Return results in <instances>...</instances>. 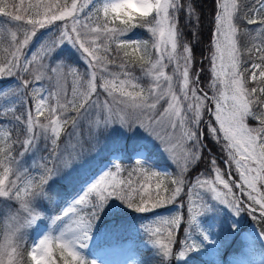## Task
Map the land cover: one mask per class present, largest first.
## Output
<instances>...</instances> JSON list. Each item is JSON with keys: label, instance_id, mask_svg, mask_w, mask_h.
<instances>
[{"label": "snow or ice", "instance_id": "obj_1", "mask_svg": "<svg viewBox=\"0 0 264 264\" xmlns=\"http://www.w3.org/2000/svg\"><path fill=\"white\" fill-rule=\"evenodd\" d=\"M21 2L23 3V0ZM100 2L101 0H89L94 7ZM87 6L78 4L77 0H71L70 5L60 4L59 0L55 3H43L40 0L29 5L28 9H23L25 13L35 9L36 16H41L42 9L43 18L27 19L26 23L31 29H24L23 39H18L16 32L11 33V47L14 50L10 52V59L0 63V78L28 71L32 64H39L41 69H47L51 65V72L58 88L57 91L48 94L39 83L42 74L35 77L26 123L23 115H15L14 100L8 107L0 106L2 108L0 116H6L9 112L14 116L18 133L17 140L13 141L10 131L0 132L3 141V145L0 146V168L3 169L0 173V198H7L6 201H0V204L11 213L12 209L7 201L14 198L19 201L20 209L30 217L26 221L27 226L39 227L46 218L51 219L53 223L71 218L58 234L46 233L33 241L27 253L30 264H56L53 258L54 249L59 251L63 264H96L95 260L89 261L84 250L88 247L93 229L97 221H101L102 216L121 217L123 210L120 205L139 213H150L169 204L175 205L184 190V173L191 164H198L203 158L204 143L200 125L203 110L209 100L215 105V109L209 107L208 111L218 127L210 122L207 125L208 133L218 143L224 142V150L229 156L228 164L229 166L235 164L240 183L224 179L216 159L213 158L208 163L215 172V179L197 178L194 181L200 188H209L212 193L211 199L205 198L197 204L192 198L193 189H188L187 227H184L182 215L156 217L155 221L143 224L142 229L149 234V243L156 250L158 264H176L182 260L186 262V258L191 259V253L202 247L200 241L211 243L209 233L200 221L201 217L216 211L218 206H224L234 216H239L245 210L239 198L233 193L232 184L241 189L252 202L247 211L254 214L255 206L258 205L260 218L264 220V192L257 187L258 182L264 183V55L260 56L261 63L253 62L251 67L246 69L252 72L250 78L253 81L258 80V86L249 90L243 74L239 71L241 59L237 46V28L233 23L238 11L248 8V5L237 4L236 0H231V3L229 0H216L215 32L211 42L213 51L210 55L212 96L207 92L203 95L198 94L200 90L195 85L200 82L199 72L194 73L195 80L191 79L195 63L194 46L184 41L183 52L178 54L184 38L178 14L187 9L188 24H192L193 17L196 24H199L200 16L196 14L192 0H188L187 4L182 3V0H103L97 12L102 11L104 22L102 25L98 23L96 27L87 23L91 17H85V23H80L79 14ZM14 7L18 12L22 10L20 6ZM0 13L9 16L13 21L24 20L23 15H12L4 7H0ZM261 13H264V0H258V3L253 5L252 18L247 19V24H256L257 20L264 24V17L259 15ZM150 16L152 20L148 19ZM69 18L73 22L71 31L67 29L66 24L65 30L57 39L42 43L36 51H32V47H35L39 40L37 37L39 29H45L55 21H67ZM117 23L124 27H109V24ZM145 25L148 26V31L152 33L155 41L153 48L158 57L156 60H153L152 52L146 43L132 38L133 30L137 26ZM196 35L197 33L193 34L194 39ZM101 36L105 37L103 44L98 43ZM110 42L116 43L118 54L121 49L131 48V55L139 61L138 64L133 61V64L141 68L142 74L151 78L150 86L144 88L131 71L125 70L128 65L122 61L119 67L124 79H119L121 73H110L112 79L101 77L103 83L99 87L111 97V105L107 102L100 104L98 100L92 99L94 95L98 96L96 67L107 59L99 53L101 49L107 53ZM67 43H71L75 48V54H79V57L86 61L89 71L83 75L88 79H82L77 67L79 62L72 60L71 54L64 55L62 46ZM161 45L164 46L163 50ZM169 47L171 51H168ZM28 53H31L30 57ZM256 53H264V47H257ZM165 54L169 63L175 62L173 76L163 71ZM129 55V52H124L125 57ZM252 55L250 49L249 56ZM44 60H48L49 63L44 64ZM64 68H67V71H64ZM256 70H259V79ZM70 77L73 85L71 99L66 95H60L63 90L61 81H67ZM174 77L179 81V94L174 91ZM165 82L167 87L162 88L161 85ZM32 83L25 80L23 87L28 88ZM116 93L119 95H115ZM165 96L168 97V106L164 108L163 113L157 115V105ZM185 104L186 107H182ZM113 105L123 107L114 112ZM93 109L97 111L98 118L90 121L89 127L94 126L96 131L110 129L108 136L111 137V143L107 145V151L111 156V162L90 182L88 173L92 161H84L78 167H72L71 163L65 161L63 171L55 164L51 168L48 167L49 159H56L55 154L60 150L58 141L63 128L68 124L67 113L70 111L76 113L71 117L72 126L75 128L81 119H87L90 110ZM40 117H44L47 123H41ZM248 118L257 120L258 127H249L246 123ZM169 126L172 129L179 126L183 130L181 142L190 145L180 154L176 151L177 143H173L175 133L167 131ZM141 129L148 133L147 136L152 140H159L165 144V150L169 152L177 166L178 175L170 180L174 186L170 192L165 179L169 175L167 170L152 171L153 166L148 163L151 159V148L144 142V138L136 135L137 130ZM20 133L25 136L22 141L19 140ZM41 136L46 141L50 140L52 148L49 151L52 155L40 157L42 163L39 176L28 177L23 188L17 186L19 176L9 181L11 187L6 185L9 174L14 171L13 165L18 173L23 158L35 151ZM17 143H20L22 148L20 159L13 153ZM45 147L47 149V144ZM75 148L76 145L69 140L63 150H71L69 155H74ZM129 152L132 155H129ZM124 160L135 161V166L128 172L127 179L122 178ZM134 175L143 177V180L134 181L132 179ZM152 181H155V195L151 191ZM60 185H65V188L61 189ZM216 185H221L226 191ZM68 188L75 190L76 195L70 201H66L61 207L60 214L47 217V209L43 208V202L49 201L59 206ZM117 201L119 203H116ZM184 206V203L179 205L180 208ZM253 218H256L255 215ZM153 223L159 226L153 228ZM182 227L184 236L180 239L176 232ZM221 227L224 225L221 224ZM232 227L235 228V225ZM260 239H264V232L260 234ZM22 247L15 232L5 235L0 241V264H21L19 257Z\"/></svg>", "mask_w": 264, "mask_h": 264}, {"label": "rangeland", "instance_id": "obj_2", "mask_svg": "<svg viewBox=\"0 0 264 264\" xmlns=\"http://www.w3.org/2000/svg\"><path fill=\"white\" fill-rule=\"evenodd\" d=\"M187 0H184L186 2ZM256 5L258 0H251ZM40 2V0H0V7H4L6 11L11 13L12 15H23L24 20L22 21H13L9 16H5L3 13H0V63L5 62L7 59H10V52L14 49L11 47L12 45V38L11 33L16 32L18 39H23L24 36V29H31L30 25H27L26 21L29 18L32 19H42V9H41V16H36L35 9L29 10L27 13L23 11V9H28L29 5L36 4ZM43 3H55L57 0H42ZM103 0L100 3H97L95 7L93 4L89 3V0H77L78 4H87L88 6L83 9V11L79 14L80 23H85V17H91L87 21L92 27H96L99 23L100 25L104 22V17L101 12H97L98 8H101ZM215 8H216V0ZM237 2V0H236ZM60 4H71V0H59ZM231 3V0H229ZM14 6H20L21 11H16ZM187 11V9H186ZM185 13L187 14V12ZM261 17H264V13L259 14ZM149 20H152V17H148ZM240 21V20H239ZM237 17H234L233 23L237 28V23L239 22ZM213 28L211 31V48H212V39L213 34L215 32L214 26V18H213ZM72 20L69 18L67 21H55L54 24L48 25L45 29H39L37 32V37L39 40L36 42L35 47H32V51H36L39 48L40 44L42 43H49L50 40L57 39L61 32L65 30V26L67 24V29L71 31L72 27ZM20 26V27H18ZM109 27H124L123 25L116 24L112 25L109 24ZM134 35L132 36L133 39L139 40L143 43H146L148 46L149 51L152 52L153 60L158 59L155 49L153 48L154 38L152 33L148 31V26L145 25L144 27L137 26L134 30ZM262 32L264 36V24L259 26L257 29L254 30L255 37L259 38L260 33ZM74 35V34H73ZM238 35V30H237ZM124 38V37H121ZM105 42V37L101 36L98 40V43L103 44ZM237 46L238 45V37H237ZM109 51L107 53L103 52V49L100 51V55L106 56L107 59L102 61L96 67L97 78V93L98 96H93V100H98L100 104L108 103L112 104L111 97L108 96L106 92L103 91L102 88L99 87L103 80L101 77H105L107 79H112V76L109 75L110 73H121V69L119 65L123 61L128 67L125 69L126 71H131L133 76L138 78V83L141 84L144 88H148L151 84V78L142 74L141 68L136 66L139 61L136 60L134 55H131L132 49H121L119 54L117 53V45L114 42H110L108 44ZM163 45H161V49L163 50ZM259 47H264V41L260 43ZM64 55H72V60L79 62L77 67L79 68V73L83 80L88 79L87 76L83 74L89 71L86 61L83 60L82 57H79V54H75V48L72 46L71 43H67L62 46ZM127 51L130 53L128 57L124 56V52ZM168 51H171L170 47ZM213 48L211 50V53ZM183 50L178 49V54L182 53ZM210 53V55H211ZM255 56L253 57V62L261 63L260 56L264 55V53H256L254 51ZM29 57L31 53H28ZM209 55V64H205V76L203 79H200L198 85H195L200 91L199 95H203L204 92H207L209 96L213 95V88H212V73L210 71L211 68V60ZM133 61H136V64H133ZM70 62H72L70 60ZM183 63V61H180ZM203 60H198L196 64L194 63L192 67V75L191 79L195 80L194 73L199 72L200 76L202 73L201 71V64ZM252 62V63H253ZM44 64H48V60L43 61ZM55 63V62H53ZM164 68L163 71L169 75L173 76V71L175 68V62L169 63L167 60V54H165L164 59ZM251 63V64H252ZM250 66L247 68L249 69ZM105 67L107 71H105ZM64 71H67V68H64ZM239 71L243 74L246 80V87L250 90L253 87L258 86V80L253 81L250 77L252 76L251 71H242L241 65ZM42 74V78L40 80V85L46 91V93L50 94L58 90L56 79L51 72V65L47 69H41L39 64H32L29 66L28 71L19 72L17 75L0 78V106L8 107L12 104L13 100L15 102V115L20 116L23 115L26 117L29 107L31 106V90L34 86L35 77L37 75ZM257 78L259 79V70H256ZM119 79H124L123 74L121 73ZM25 80L32 81V84H29L28 88L23 87V82ZM119 80H117V84ZM173 83L175 85L174 91L179 94V81L174 77ZM63 84V90L60 92L61 96H67L71 99L72 94V78H68L67 81H61ZM162 88H166V82L161 85ZM219 87V85H217ZM115 95H119L116 93ZM182 99V97H181ZM54 103V101H53ZM207 107L203 110L202 113V121L200 125L201 132L203 133V143H204V152L209 156L205 157L203 154V158L198 162V164H191L188 167V170L184 173L183 179L184 183V190L181 193V198H178L175 205L169 204L165 208H160L155 210L154 212L150 213H139L135 212L132 209L126 208L123 205H120L122 208V215L125 213L126 217V226L119 229H114L110 233L104 232L101 230L98 232V226L101 221L109 217H103L101 221H97L96 226L93 229L92 239L89 242L88 247L84 250V254L87 253L86 250H90L94 247L93 254L88 257L89 261L95 260L96 264H158L156 250L153 246L149 243L150 236L146 234L142 229V225L149 224L150 221H155L156 217H171L173 215H182L184 218V227H187L186 221L188 217L187 211V201H188V189L192 188V198L197 202V204L201 203L203 199H211L212 193L210 192L209 188H200L199 185L195 184L194 181L197 178L201 180H214L215 179V172L212 171L211 165L208 163L211 159L215 158L217 161V166L221 170V174L224 176V179L235 181L236 183H240V176L236 170L235 164L229 166L228 160L229 156L228 153L224 150V142H217L212 136L208 133L207 125L211 122L215 125V119L213 116L210 115L208 108L215 109V105L212 103L211 100L206 102ZM168 106V97L165 96L164 99L160 100L157 105V115L164 112V108ZM123 107L122 105H113V111L116 112L119 108ZM182 107H186V104ZM2 111V108H0ZM35 115V113H33ZM47 115V112H45ZM75 112H68V124L63 128L61 135L59 137V148L60 150L55 154L56 159H49L47 162L48 167H53L55 164L56 166L60 167L61 170H64V162L71 163L72 167H78L79 164L83 163L84 161H92L90 171L98 165L97 170L94 171L92 174L89 175L88 180L90 182L91 179H94L95 176H98L101 171L104 170L107 164L111 162V156L107 151V145L111 143V137L108 136V130L101 129L96 131L95 127H89L90 121H95L98 118V113L95 109L90 110V113L87 116V119H81L77 126L74 128L72 126L71 117L75 116ZM190 115V114H189ZM0 118V132L2 131H10L11 132V139L13 141L17 140V124L15 122L14 116L9 112L6 116H1ZM41 123H47L44 117H40ZM166 119V118H165ZM10 121L11 123H7ZM7 123V127L5 126ZM246 123L249 127L255 128L258 127V121L252 118H248ZM179 122L177 121V125ZM23 127V125H19ZM118 127L119 125H115ZM218 127V125H215ZM168 132H174L175 138L173 143H177V153L180 154L184 148L190 147L189 144L181 142L180 138L183 134V130L177 126L175 129H172L170 126L167 127ZM131 135V134H129ZM136 135L138 137L144 138V142L149 145L151 148V159L148 161L149 164L153 166L152 171H163L167 170L168 177L165 179L167 180V186L169 188V192L174 187L171 185L170 180L172 177L178 175V169L175 163H173L169 152L165 150V144H162L159 140H152L148 137V133H144L143 129L137 130ZM25 138L23 133L19 134V140L22 141ZM71 140V143L76 145L74 155H69V151H65L64 146L66 142ZM47 144V149L45 145ZM209 144L216 146L223 152V156L225 158L214 154L210 148L207 146ZM3 145L2 136H0V146ZM52 148L51 142L46 141L43 136L39 139L38 146L36 147L34 152H30L27 154L20 165V170L17 173L15 171V165H13L14 171L13 173L9 174V180L6 181V185L11 187L9 184L10 180L17 179V186L19 188H23L26 186V182L28 177L36 176L38 177L41 172V160L40 157H51L50 149ZM22 148L20 143H17L13 149L14 156L17 159H20V152ZM99 153V155H98ZM129 155H132L131 152ZM135 166L134 160H124L122 162V167L124 171L122 172V178H128V172L132 171L133 167ZM27 169V172H25ZM115 169H113L114 171ZM3 172V169L0 168V173ZM89 174V173H88ZM134 181H141L143 177L134 175L132 177ZM152 184V194L155 195V181L151 182ZM63 186V185H62ZM219 189H222L221 185H216ZM233 189V193L239 198L241 201L244 211L241 212L239 216H234L227 208L224 206H218L217 210L210 213L209 215H205L201 217V225L205 228V230L209 233L211 243L200 241L202 247L196 251L191 253V259L186 258V262L184 260L176 262V264H187L191 260L196 258H203V260L207 261L209 264H264V239H260V234L263 232L261 230L260 221L263 222L260 218V211L256 209L254 214L249 213L247 209L252 206V202L248 200L247 195L241 192V189L236 188L235 184L231 185ZM257 187L264 192V183L258 182ZM226 191V190H223ZM168 193H166L167 195ZM14 195V194H13ZM76 195V192L69 196L66 201H70L73 196ZM22 198L23 194H22ZM7 198H0V201H6ZM66 201L62 204L57 205L52 204L49 201L43 202V208L47 209L46 216L47 217H54L55 215L60 214L61 207H63ZM8 205H10L12 212H7L6 209L3 208V205L0 204V241H2L5 235H11L13 232L16 234V238L19 239L20 244L23 245V242L26 241L27 250L25 251V256L28 258V251L31 249L34 240H38L43 234L50 233L52 235H56L59 231L64 227L65 224L70 222V219H66L63 222L57 221L53 223L51 219H44L43 223H40L39 227L35 225L27 226L26 221L30 218L27 213H25L22 209H20V202L17 201L15 198L11 201H7ZM111 203V202H110ZM116 203H119L118 201ZM184 203V207L180 208L179 205ZM255 207H258L256 205ZM20 209V211H17ZM255 215V219L253 218ZM221 224L224 227H221ZM235 225V228L232 226ZM157 223H153L152 227H158ZM184 227L177 230L176 235L183 239L184 236ZM106 233V234H105ZM106 237L103 238L106 242H103L100 246L99 241L102 240V236ZM124 234V235H123ZM118 235L119 237H115ZM139 236V243L134 242L132 238H136ZM109 237V239H108ZM131 237V238H130ZM26 245V244H25ZM234 246L232 248H238L241 245V249L243 251L234 256H228L226 260L223 259L224 252L228 246ZM175 250V245H173ZM21 256L19 257L21 264L24 261V253L20 249ZM143 254V255H142ZM53 258L56 260V264H62V260L60 259V254L58 250L54 249ZM175 259V251L173 260Z\"/></svg>", "mask_w": 264, "mask_h": 264}, {"label": "trees", "instance_id": "obj_3", "mask_svg": "<svg viewBox=\"0 0 264 264\" xmlns=\"http://www.w3.org/2000/svg\"><path fill=\"white\" fill-rule=\"evenodd\" d=\"M188 0L186 2H184V0H182V3L187 4ZM194 9L196 14H198L200 16V20H199V24H196L195 18L193 17L192 20V24L189 25L187 22V14L185 13L186 9L178 14L179 15V24L182 26V31L184 33V38L183 41H181V46L179 47V51L183 50V42L187 41L189 42L191 45H193V53H194V60H195V64L198 60H203L204 62L201 64V71L204 72L201 74L200 79H203V77L205 76V64H209V55L211 53V44H210V40H211V31L213 28V18L215 15V2L214 0H192ZM247 4L248 8H243L242 10H239L236 17L238 19V21H242L240 23H237V30H238V45H239V52H240V59H241V69L242 71H246V69L250 66V64L254 61L253 57L255 56L254 51L256 50L257 47H259L260 43L264 41V36L262 34V32L259 35L260 39H257L255 37L254 34V30L257 29L259 26H262L263 24H261L259 22V20H257L256 24L253 25H249L247 24V19L252 18V7H250V5L254 4L253 1L251 0H237V4ZM187 12V11H186ZM149 19V18H148ZM197 33V35L195 36V39L193 38V34ZM252 50L253 55L250 57L249 56V50ZM0 118H2L0 116ZM208 146V144H207ZM210 148V150L216 154L219 155L223 158H225V156H223V152L220 151V149H218L216 146L209 144L208 146ZM130 154V152H129ZM204 156L208 157L209 155L206 154V152L203 151ZM97 166H95V168H93L89 174H92L94 171L97 170ZM61 189L65 188V185H60ZM75 193V190H73L72 188H68L65 198L63 200H60L59 205L64 203L67 198L71 195H73ZM59 207V206H58ZM256 209H259L258 207H255ZM126 217H125V213L124 215H121V217L119 218H106L104 219V221H101V223L98 226V232H100L101 230H104V232H108L110 233L111 231H113L114 229H119L122 227H127L126 226ZM260 226H261V230L264 232V224L262 221H260ZM106 234V233H105ZM104 234V235H105ZM124 235V234H123ZM105 236H102V240L99 241V246L103 243L106 242L105 240H103ZM115 237H119L118 235H115ZM131 238V237H130ZM109 239V237H108ZM134 242H137L139 239V236L136 237V239H133ZM138 241V243H139ZM26 244V245H25ZM27 244L26 241L23 242V247L21 248V250L24 253V261L22 264H30L29 258H27L25 256V251L27 250ZM234 246H228L224 252V257L228 256V255H232V254H237L241 251V245L238 248H232ZM143 255V254H142ZM63 264V263H62ZM187 264H207V262H205L202 258H196L194 260H191L190 262H188Z\"/></svg>", "mask_w": 264, "mask_h": 264}]
</instances>
